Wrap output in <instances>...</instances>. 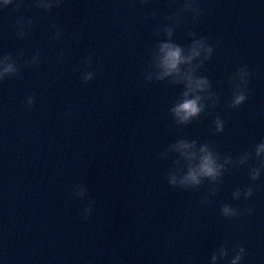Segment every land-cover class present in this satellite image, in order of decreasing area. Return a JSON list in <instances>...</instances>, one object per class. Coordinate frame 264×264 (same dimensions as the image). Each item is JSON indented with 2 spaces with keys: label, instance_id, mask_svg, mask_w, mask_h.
<instances>
[{
  "label": "water",
  "instance_id": "obj_1",
  "mask_svg": "<svg viewBox=\"0 0 264 264\" xmlns=\"http://www.w3.org/2000/svg\"><path fill=\"white\" fill-rule=\"evenodd\" d=\"M202 4L207 11L196 30L217 45L206 67L221 94L216 114L226 128L219 136L211 134L214 116L179 133L168 111L179 89L144 82L156 22L138 17L170 14L172 0L135 8L129 0H65L51 13L0 11V54L42 53L22 79L0 83V264H208L222 243L246 248L242 264H264V175L254 197L239 202L231 193L252 184L247 170L226 175L213 202L201 206L205 189L170 187V161L155 155L179 136L211 140L233 154L264 140V0ZM21 14L37 21L24 40L14 29ZM54 24L66 29L63 42L52 38ZM73 31L78 42L69 39ZM176 41L189 43L182 30ZM65 49L67 64L59 55ZM90 53L99 70L85 85L74 69H83ZM244 64L255 74L250 98L229 110L227 81ZM32 94L36 106L25 111L21 102ZM81 183L96 199L88 221L80 216L84 202L70 199ZM224 203L255 212L228 220L219 213Z\"/></svg>",
  "mask_w": 264,
  "mask_h": 264
},
{
  "label": "clouds",
  "instance_id": "obj_2",
  "mask_svg": "<svg viewBox=\"0 0 264 264\" xmlns=\"http://www.w3.org/2000/svg\"><path fill=\"white\" fill-rule=\"evenodd\" d=\"M65 0H0V11L9 8L14 13H21L32 8L51 13L53 9L62 7ZM175 10L170 14L161 15L158 10H152L148 16H140L142 23L151 18L155 21L152 30L154 42L148 49L143 79L146 84L165 83L178 88L179 91L169 107L174 127L179 133L184 128L193 125L201 118L214 116L211 134L219 136L224 133L226 121L216 114V109L221 104V94L214 90L213 83L207 75L206 65L212 61L217 45L209 37L200 35L196 30L199 22L204 17L207 9L202 0H172ZM153 0H129L130 8L137 4L147 7ZM190 17V22H189ZM40 20L46 19L40 16ZM33 16H17L14 29L18 39L27 38L29 30L36 25ZM53 39L63 42L67 32L61 25H52ZM177 30H182L188 40L187 44L176 41ZM79 33L73 31L69 37L72 41H79ZM99 43V41L97 42ZM67 50H62L59 55L61 63L67 64ZM42 63V53L37 48L30 56L26 50L17 49L15 52L0 54V83L12 79H22L25 69L38 67ZM85 67H76L81 83L88 84L96 77L99 69L94 67L95 55L90 53L81 61ZM254 73L247 64L241 65L228 78L232 92L231 98L225 102L227 109H239L250 98V88ZM25 111H30L36 106L35 94L28 95L22 102ZM66 117L73 115L71 109L64 112ZM158 161H170V166L165 172V179L172 188L186 192H200L205 189L206 194L201 195L199 204L208 205L221 191L226 175L245 169L252 184L245 187H236L231 197L233 201L251 200L259 190L260 181L264 175V140L256 143L251 150H244L233 154L231 151L221 152L219 146L211 141L201 142L179 136L174 142L165 145L156 154ZM70 199L84 202L80 216L88 221L96 207V199L91 194L87 185L81 183L74 185ZM255 212L252 206L242 209L234 207L232 203H224L219 208L222 217L228 220L238 219L242 216H251ZM249 255L246 248L236 244L231 249L227 244H220L211 254L208 264H242Z\"/></svg>",
  "mask_w": 264,
  "mask_h": 264
}]
</instances>
